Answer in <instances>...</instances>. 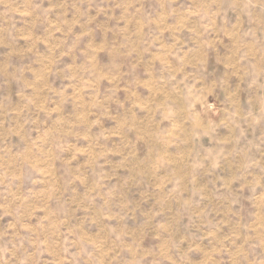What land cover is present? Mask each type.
I'll use <instances>...</instances> for the list:
<instances>
[{
  "label": "rangeland",
  "instance_id": "rangeland-1",
  "mask_svg": "<svg viewBox=\"0 0 264 264\" xmlns=\"http://www.w3.org/2000/svg\"><path fill=\"white\" fill-rule=\"evenodd\" d=\"M0 264H264V0H0Z\"/></svg>",
  "mask_w": 264,
  "mask_h": 264
}]
</instances>
